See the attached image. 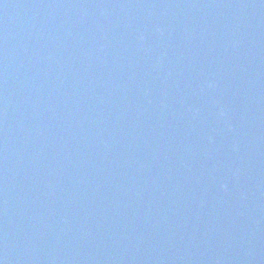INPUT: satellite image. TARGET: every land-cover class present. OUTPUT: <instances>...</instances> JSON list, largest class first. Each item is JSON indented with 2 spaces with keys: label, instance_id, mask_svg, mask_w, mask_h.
Masks as SVG:
<instances>
[{
  "label": "water",
  "instance_id": "95a60500",
  "mask_svg": "<svg viewBox=\"0 0 264 264\" xmlns=\"http://www.w3.org/2000/svg\"><path fill=\"white\" fill-rule=\"evenodd\" d=\"M2 264H264V0H0Z\"/></svg>",
  "mask_w": 264,
  "mask_h": 264
},
{
  "label": "snow or ice",
  "instance_id": "6c2138e0",
  "mask_svg": "<svg viewBox=\"0 0 264 264\" xmlns=\"http://www.w3.org/2000/svg\"><path fill=\"white\" fill-rule=\"evenodd\" d=\"M0 264H2V261H0Z\"/></svg>",
  "mask_w": 264,
  "mask_h": 264
}]
</instances>
